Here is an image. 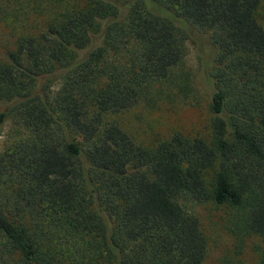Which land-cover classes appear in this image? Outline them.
<instances>
[{"label":"trees","instance_id":"16d2710c","mask_svg":"<svg viewBox=\"0 0 264 264\" xmlns=\"http://www.w3.org/2000/svg\"><path fill=\"white\" fill-rule=\"evenodd\" d=\"M261 1L79 0L16 39L0 60V126L11 117L23 131L0 152V264H204L206 238L180 201L240 210L264 239ZM186 42L207 137L144 147L112 117Z\"/></svg>","mask_w":264,"mask_h":264},{"label":"rangeland","instance_id":"374dc122","mask_svg":"<svg viewBox=\"0 0 264 264\" xmlns=\"http://www.w3.org/2000/svg\"><path fill=\"white\" fill-rule=\"evenodd\" d=\"M78 3L79 0H0V60L13 49L18 37L40 31L45 21ZM52 4L56 7L47 9ZM256 18L264 29V0L256 9ZM198 66L196 48L186 42L183 58L167 77L153 83L136 106L112 118L144 147H152L176 131L206 138L207 98L196 79ZM188 95L196 96L198 103L185 102L183 98ZM22 135L23 131L8 117L0 126V152ZM179 203L199 220L207 242L204 264H264V239L244 229L240 210L209 202Z\"/></svg>","mask_w":264,"mask_h":264}]
</instances>
